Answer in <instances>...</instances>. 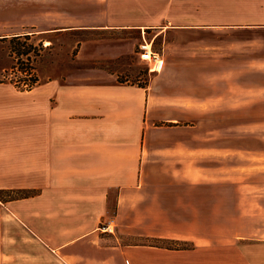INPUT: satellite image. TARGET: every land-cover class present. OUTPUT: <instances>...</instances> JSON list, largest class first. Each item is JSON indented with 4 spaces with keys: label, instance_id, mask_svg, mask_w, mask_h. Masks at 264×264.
<instances>
[{
    "label": "crops",
    "instance_id": "crops-1",
    "mask_svg": "<svg viewBox=\"0 0 264 264\" xmlns=\"http://www.w3.org/2000/svg\"><path fill=\"white\" fill-rule=\"evenodd\" d=\"M118 1L0 0L1 36L39 35L48 47L83 34L77 69L62 66L23 90L0 82V264L6 240L28 264L38 251L55 264H264V239L229 231L241 220L227 193L249 186L243 170L229 169L226 140L198 134L212 95L197 88L227 77L182 71L180 59L161 55L142 83L137 46L163 23L164 2L148 12L140 0L138 12ZM252 1L244 27L263 31L264 0Z\"/></svg>",
    "mask_w": 264,
    "mask_h": 264
},
{
    "label": "rangeland",
    "instance_id": "rangeland-1",
    "mask_svg": "<svg viewBox=\"0 0 264 264\" xmlns=\"http://www.w3.org/2000/svg\"><path fill=\"white\" fill-rule=\"evenodd\" d=\"M144 2L150 5L146 8L148 12H155L157 6L162 8L164 2L165 13L161 19L159 17L163 23L160 27L146 31L145 38L152 42L155 51L171 59V62L172 59H180L182 71L195 68L197 72L204 74L205 71L220 72L218 76L227 77V80H221L216 75L207 76V80L203 81L207 83V88H197L198 93L212 95L207 97L210 101L208 106L212 110L198 113V134L218 136L226 140L223 145L227 144L229 149V169H242L238 179L240 183L249 185L243 191L227 193L230 216L235 214L241 220L230 224L229 231L232 229L246 236L264 239V30L244 27V24L252 23L255 19L253 1ZM123 3L131 4L135 11L143 10L139 6L140 0L118 1V4ZM139 18L148 17L142 15ZM3 27L0 22V82H10L23 90L25 86L22 79L28 78L29 74L35 73L38 81L42 82L45 74L58 72L62 66L65 70L80 67L74 61V55L76 40L83 34L75 33L62 39L58 37L51 46L45 47L43 41L39 40V35L27 33L1 36ZM160 29L162 31L157 34ZM26 30L31 32L30 29ZM254 37L256 40H252ZM25 51H29L31 59L27 60L23 54L20 55ZM188 59H195V62L188 65ZM175 62L176 60L173 63ZM144 65L142 83L146 80L144 72H149L147 64ZM172 65L176 66H169ZM153 73L155 72H149L148 77ZM124 75L122 73L121 77ZM214 164L219 166L222 162L214 160ZM232 179L230 176V182ZM235 195L239 196L237 203L232 199ZM252 240L254 239L245 240V243L248 242L246 251L250 255L252 249L257 248V244H249ZM4 243L6 264H28V260L24 261L21 256L13 254L18 250L13 240H6ZM164 244L178 247L189 245L170 240H165ZM257 249L263 261L264 244H260ZM55 263L54 258L38 251L36 264Z\"/></svg>",
    "mask_w": 264,
    "mask_h": 264
},
{
    "label": "built area",
    "instance_id": "built-area-1",
    "mask_svg": "<svg viewBox=\"0 0 264 264\" xmlns=\"http://www.w3.org/2000/svg\"><path fill=\"white\" fill-rule=\"evenodd\" d=\"M137 50L139 58L147 64L148 71H158L161 68L163 61L160 53L153 49L152 42L144 38V36L138 43ZM24 86L26 85L24 84ZM103 229L111 230L110 222L103 225Z\"/></svg>",
    "mask_w": 264,
    "mask_h": 264
},
{
    "label": "trees",
    "instance_id": "trees-1",
    "mask_svg": "<svg viewBox=\"0 0 264 264\" xmlns=\"http://www.w3.org/2000/svg\"><path fill=\"white\" fill-rule=\"evenodd\" d=\"M22 54L25 56V59H27V60L31 59L29 51H25L24 53H20V55H22ZM29 75L30 76L28 78L22 79L23 83L26 85L25 88H31L32 86H34L38 82V78L35 75V73L29 74ZM164 241L165 240H160V241H158V243H160L162 246L170 247V246L164 244ZM174 243H178V242H174Z\"/></svg>",
    "mask_w": 264,
    "mask_h": 264
}]
</instances>
